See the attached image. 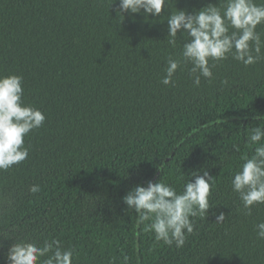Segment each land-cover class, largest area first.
<instances>
[{"label": "trees", "instance_id": "16d2710c", "mask_svg": "<svg viewBox=\"0 0 264 264\" xmlns=\"http://www.w3.org/2000/svg\"><path fill=\"white\" fill-rule=\"evenodd\" d=\"M220 3L166 0L146 18L118 15L119 0H0V77L21 76L25 105L46 117L25 138L28 158L0 170V264L16 242L53 240L72 264H264V204L247 214L231 184L256 147L251 129L264 127V47L247 67L231 55L215 62L199 86L191 64L161 82L186 42L167 43L170 15ZM204 172L212 208L192 218L182 248L157 242L123 201L148 181L180 193Z\"/></svg>", "mask_w": 264, "mask_h": 264}, {"label": "clouds", "instance_id": "9594fccd", "mask_svg": "<svg viewBox=\"0 0 264 264\" xmlns=\"http://www.w3.org/2000/svg\"><path fill=\"white\" fill-rule=\"evenodd\" d=\"M166 0H119L118 15L126 12L160 17ZM124 16V15H123ZM167 43L175 48L178 34L186 33L179 58L169 57L165 68L164 85L174 83L178 70L191 64L190 73L195 86L201 78L211 80L215 62L231 55L244 66H250L262 58L264 40L257 31L264 25V0H221L220 6L209 4L199 10H178L167 20ZM213 62V63H210ZM222 83L227 84L224 80ZM23 78L18 75L0 77V170H8L28 158L26 136L43 126L45 115L39 109L25 105ZM264 120V116L257 117ZM248 144L256 145L250 157H244L240 169L234 174L232 190L239 194L247 214L253 206L264 204V127L251 129ZM239 151V148L236 149ZM178 193L176 189L161 181H148L147 186L137 185L123 197L129 210L137 214V223H147V230L155 234L157 242L182 248L187 236L194 232L192 218H204L212 206L209 202L214 179L208 172L193 173ZM33 194L40 188L33 185ZM226 220L224 212L216 216L215 222ZM257 238L264 240V222L257 225ZM2 247V245H0ZM72 264L73 251L61 247L60 241L45 242L42 247L31 242H16L7 253L8 264ZM129 258L124 257V264Z\"/></svg>", "mask_w": 264, "mask_h": 264}]
</instances>
